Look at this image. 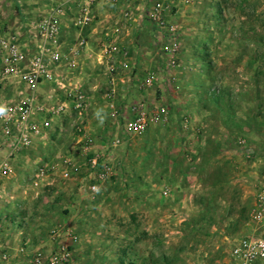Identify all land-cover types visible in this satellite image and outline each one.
<instances>
[{
	"label": "rangeland",
	"instance_id": "374dc122",
	"mask_svg": "<svg viewBox=\"0 0 264 264\" xmlns=\"http://www.w3.org/2000/svg\"><path fill=\"white\" fill-rule=\"evenodd\" d=\"M165 17L173 31L148 21L141 39L130 115L119 99L117 115L104 108L102 71L87 113L54 120L0 182V237L31 246L41 264L61 245L66 264H234V240L252 233L264 168V0H176ZM133 105L150 115L163 108L166 119L130 135ZM83 134L98 140L90 152L102 150L110 179L91 174ZM114 136L122 144L106 150ZM64 157L76 166L69 179H35L39 166Z\"/></svg>",
	"mask_w": 264,
	"mask_h": 264
},
{
	"label": "built area",
	"instance_id": "2783aa9c",
	"mask_svg": "<svg viewBox=\"0 0 264 264\" xmlns=\"http://www.w3.org/2000/svg\"><path fill=\"white\" fill-rule=\"evenodd\" d=\"M173 1L175 0H155L153 4L150 19L154 27L161 33L166 30H174L167 24L165 17V12ZM192 1L183 0V3L188 5ZM94 2L95 0H88L79 5L75 17L77 26L84 28L91 23ZM124 17L127 19L130 17L129 11L125 12ZM33 25L34 35L41 41V45L31 51L23 50L13 34L0 29V84L11 79H19L25 86L23 95H16L0 104V107L5 109L0 114V182L12 174L13 165L18 155L31 148L34 139L45 135L46 131L52 127L54 120L72 111L83 116L91 106L90 95L81 87L67 91L63 98H57L56 94L41 95L42 97H40L38 87L42 81H58L55 79L48 61L58 64L63 61L64 57L57 50L59 23L56 17L42 18L34 22ZM84 46L85 41L81 40L73 55H78ZM102 50L106 56L103 58L108 59L106 71L110 86L106 94V106L111 115L115 116L118 113L115 104L116 85L119 73L126 65H120L116 61L118 51L115 42H106ZM73 64V60L68 61V66ZM151 82L152 77L148 76L142 84L148 86ZM131 110L132 117L125 124V131L130 135H140L146 130L149 123L166 119V112L163 108L157 109L153 115H150L142 105H133ZM38 117H41L39 121ZM79 141L83 143L84 151L89 157L91 156L88 159V165L93 177L100 182L110 179L114 175V170L108 163H102V150L95 153L90 152V149L96 144L95 138L83 134ZM121 144L120 138L114 137L105 149H115ZM75 170L76 166L73 161L64 157L54 163L39 166L35 172V179H42L54 173H59L63 179H69ZM89 188L95 192L97 185L92 184ZM250 219L256 224V229L252 233L234 240L230 251V257L234 264H264V168L260 172ZM60 235V231L54 232L53 238L57 239ZM19 251L23 252L25 249L22 248ZM9 257L8 248L0 245V261H8ZM69 260L68 247L61 245L57 250L51 252L48 264H66ZM42 261L40 252H36L30 264H41Z\"/></svg>",
	"mask_w": 264,
	"mask_h": 264
},
{
	"label": "crops",
	"instance_id": "0c3cea01",
	"mask_svg": "<svg viewBox=\"0 0 264 264\" xmlns=\"http://www.w3.org/2000/svg\"><path fill=\"white\" fill-rule=\"evenodd\" d=\"M85 1L88 0H0V29L13 34L23 50L31 51L41 45V41L34 35V22L48 16L56 17L59 23L57 50L64 59L58 64L48 61L51 71L58 81H42L38 87L40 97H42L41 95L56 94L58 95L57 98H63L67 91L78 87L83 89L88 87L86 92L94 101L98 87L97 79L101 76L102 71L104 75H107L108 59L103 58L102 47L106 42H115L118 51L116 61L120 65H126L118 77L115 98L116 101L119 99V104H122L120 106L123 107V113L130 115V107H127L124 102L129 97L131 87L137 86L141 82L137 74L142 62L140 43L142 38L147 35L150 36L148 21H151L150 14L155 0H95L92 12L93 19L89 25L81 28L76 25L75 17L79 5ZM127 11H129L130 16L128 19L124 17ZM81 40L85 41V46L78 55L74 56L73 52ZM69 60L74 61L72 66H68ZM145 78L146 75L143 80ZM107 85L108 92L110 87L108 76ZM24 91L25 86L19 79H11L1 83L0 104L16 95L21 96ZM105 99L104 103L107 102V98ZM104 108L109 110L106 103ZM38 118L39 121L41 117ZM197 131H201L199 126L195 132ZM45 136L46 133L42 137L34 139V142ZM101 145L97 146V149H100ZM59 176L61 177L60 174ZM4 216H6L5 213L0 211V219ZM249 224L254 225L252 231L256 229V224L251 219ZM15 240L0 237V245L6 246L10 253L9 260L0 261V264H29L33 260L37 251L32 253L31 246L28 245L25 253L24 251L20 252ZM230 260L232 261L231 257Z\"/></svg>",
	"mask_w": 264,
	"mask_h": 264
},
{
	"label": "clouds",
	"instance_id": "9594fccd",
	"mask_svg": "<svg viewBox=\"0 0 264 264\" xmlns=\"http://www.w3.org/2000/svg\"><path fill=\"white\" fill-rule=\"evenodd\" d=\"M4 111H5V109L0 107V114H2Z\"/></svg>",
	"mask_w": 264,
	"mask_h": 264
},
{
	"label": "trees",
	"instance_id": "16d2710c",
	"mask_svg": "<svg viewBox=\"0 0 264 264\" xmlns=\"http://www.w3.org/2000/svg\"><path fill=\"white\" fill-rule=\"evenodd\" d=\"M90 157H91V156H90ZM90 157H89V158H90Z\"/></svg>",
	"mask_w": 264,
	"mask_h": 264
}]
</instances>
